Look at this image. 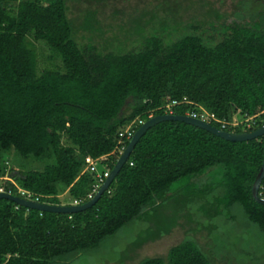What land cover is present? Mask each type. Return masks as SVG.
Wrapping results in <instances>:
<instances>
[{
  "label": "trees",
  "instance_id": "16d2710c",
  "mask_svg": "<svg viewBox=\"0 0 264 264\" xmlns=\"http://www.w3.org/2000/svg\"><path fill=\"white\" fill-rule=\"evenodd\" d=\"M82 1L86 8L94 4L84 9L85 17L93 14L87 20L70 14V0H0V177L7 168L13 172L8 163L16 153L21 165L43 163L12 176L18 187L49 204L60 205L64 193L67 205L85 203L96 184L86 169L89 160L111 170L117 149L129 142L126 128L146 120L149 111L162 114L166 99L185 98L174 114L202 108L228 122V132L264 125L263 9L212 23L221 36L214 46L195 35L170 45L153 36L137 51L116 54L93 40L110 29L94 18L105 1ZM87 31L92 41L80 45L77 35ZM32 42L46 45L53 56L46 59L60 64L41 67ZM245 116L253 118L251 128L232 125ZM263 158L264 136L231 142L183 122H160L141 136L109 187L84 211L39 212L0 199V264H67L123 226L147 220L151 235L139 246L168 233L183 213L196 224L192 231L205 229L217 250L236 248L213 232H219L218 221L235 220L236 208L264 232V205L251 194ZM3 187L16 195L11 182ZM258 195L264 199V178ZM169 204L171 214L150 222ZM138 264L215 263L185 237L165 256Z\"/></svg>",
  "mask_w": 264,
  "mask_h": 264
},
{
  "label": "rangeland",
  "instance_id": "374dc122",
  "mask_svg": "<svg viewBox=\"0 0 264 264\" xmlns=\"http://www.w3.org/2000/svg\"><path fill=\"white\" fill-rule=\"evenodd\" d=\"M104 1L105 7L94 18L108 25L110 29L105 37L98 39L95 36L93 40L99 49L106 48L116 54L137 51L146 38L153 36L161 38L164 44L170 45L185 36L195 35L201 37L206 45L214 46L221 36L217 28H212V23L217 26L226 16V22L231 23L234 16H250L264 10V0ZM69 5L72 16L80 14L82 20H87L93 15L85 17L87 13L85 10H92L93 3L90 8H86L88 5L82 0H70ZM90 10L88 12L91 13ZM260 18L264 20V15ZM218 20L219 22L216 23ZM91 36L89 31L79 32L77 41L80 45H86L91 43L92 40L89 39L92 38ZM32 43L41 67L60 64L56 57L46 59L52 56L51 49L46 45L39 42ZM11 166H14V170L12 173L9 172L8 177L14 181L12 176H20L23 169H41L43 163L29 159L23 161L21 165L20 157L12 153L8 163V167ZM98 171L101 172V168H98ZM0 183L2 184L3 181ZM60 197L61 204H67L69 201L67 193L61 194ZM171 209L172 204L160 209L156 216L151 215L150 222L161 220L164 213L171 214ZM232 212L235 214V220L218 221L220 233L213 232V237L221 236V240L229 246L233 243L237 244L236 248L217 250L213 239L210 241L205 229L192 231L196 224L189 221L186 213H183L179 215L171 230L161 237L148 238L137 246L138 240L143 241L146 236L151 235L146 233L150 224H147V220L134 221L123 226L114 235L106 237L98 247L82 251L67 264H138L145 258L165 256L169 248L180 243L185 237L194 239L212 257L215 264H264V232L249 223L238 208Z\"/></svg>",
  "mask_w": 264,
  "mask_h": 264
},
{
  "label": "water",
  "instance_id": "95a60500",
  "mask_svg": "<svg viewBox=\"0 0 264 264\" xmlns=\"http://www.w3.org/2000/svg\"><path fill=\"white\" fill-rule=\"evenodd\" d=\"M164 121H177L183 122L185 124L193 125L195 127L201 128L217 137H220L224 140L231 142H243L249 141L253 139H257L261 136H264V125L256 128L253 131L249 132H228L225 130H221L213 125H210L206 122H203L199 119H194L186 115H177V114H159L154 116L151 119L146 120L132 135L129 142L127 143L123 153L116 160L113 168L110 170L108 177L105 179L104 183L99 187L94 196L85 203L79 205H67V204H49V203H37L28 200H24L22 198L11 196L8 194L0 193V199H7L17 205L28 209H34L39 212H49V213H61V214H73L76 212L84 211L90 207H92L100 196L104 193V191L109 187L111 182L114 180L122 166L125 164L127 159L129 158L134 146L141 138V136L152 126L164 122ZM264 178V158L260 167L259 172L257 173L254 182L251 188L252 197L260 204L264 205V199L259 197L258 189L261 184L262 179Z\"/></svg>",
  "mask_w": 264,
  "mask_h": 264
},
{
  "label": "built area",
  "instance_id": "2783aa9c",
  "mask_svg": "<svg viewBox=\"0 0 264 264\" xmlns=\"http://www.w3.org/2000/svg\"><path fill=\"white\" fill-rule=\"evenodd\" d=\"M183 103H188V101L185 98H183V100H181V101L166 99L165 103L159 108V110L163 111L162 114H174L173 113V107L178 106V105L183 104ZM185 115L189 116L191 118H194V119H199V120L206 122L210 125L212 122H216V123L220 124L219 129H221V130H225L226 127L229 125L228 122H226L224 120L217 119V117L214 114L209 113L202 108L200 109V111L189 110V111H187V113ZM154 116H156L154 111H149L146 120L151 119ZM146 120L138 119L137 121L130 124L125 130L126 137L130 140V138L132 137V135L136 131L133 129V127L137 126V125H139V127H140ZM239 123L245 124L246 128H251L255 122H254L253 118L245 116L242 121L232 123V125L236 126ZM125 147H126V145H121L117 149L116 153H117L118 157L123 153ZM118 157H117V159H118ZM86 169L89 170L90 172L94 173L95 178H96L95 187H94L93 191L91 192V194L88 195V198L91 199L94 196V194L97 192L99 187L104 183L105 179L108 177L110 170L105 169V170L99 172L98 168H97V161L96 160H89ZM8 176H9V170L7 168L5 174L2 177H0V182H2V181L3 182H5V181L11 182L12 185L16 188V195L12 194L11 190H6L3 187V183L0 184V193L8 194L11 196H16V197L22 198L24 200L32 201V202L46 203V202L40 201L39 197L35 196L31 192L18 187L17 184L15 183V181L10 180V178ZM79 204H81V203L79 201L75 200L72 203H70L69 205H79ZM16 208H18V207H16Z\"/></svg>",
  "mask_w": 264,
  "mask_h": 264
}]
</instances>
